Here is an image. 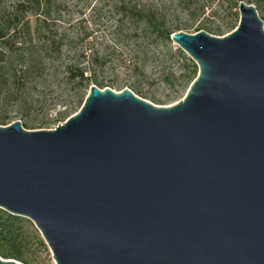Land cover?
I'll return each instance as SVG.
<instances>
[{
  "label": "water",
  "instance_id": "95a60500",
  "mask_svg": "<svg viewBox=\"0 0 264 264\" xmlns=\"http://www.w3.org/2000/svg\"><path fill=\"white\" fill-rule=\"evenodd\" d=\"M238 12L171 34L198 67L171 105L92 84L53 129L0 125V208L56 264H264V20Z\"/></svg>",
  "mask_w": 264,
  "mask_h": 264
},
{
  "label": "trees",
  "instance_id": "16d2710c",
  "mask_svg": "<svg viewBox=\"0 0 264 264\" xmlns=\"http://www.w3.org/2000/svg\"><path fill=\"white\" fill-rule=\"evenodd\" d=\"M240 1L253 4L256 10L264 9V0H178V6L189 10L188 15L191 17L207 16L208 19L219 18L218 12L222 9L226 19L221 24L199 25L194 29L195 32L205 30L210 34L222 35L225 29L237 26V8ZM153 2L118 0L113 5L115 14L119 15L118 23L111 39L105 44L106 48H89L90 51L87 52L86 47L79 46V43L87 38L88 34L79 37L77 31H71L72 34L58 33V27L64 25L62 12L65 8L58 0H13L12 10L0 13V62L8 63L7 66H0V91L6 87L10 94L14 89L23 90L28 84L35 87L41 82L47 84L51 77L58 79L60 76L62 82L67 83L72 91L65 111L58 113V116L62 117L69 110L80 108L90 85L94 84L99 88L112 87L111 84L114 83L100 79L97 70L104 68L110 61L111 53L108 49L111 46L112 50L113 47L120 49L117 44L125 39L132 41L131 52L136 53L133 62L127 61L125 65L138 75L145 76L144 69L138 63L142 55L141 59L145 58V42L162 43L172 47L170 36L174 31L181 29L177 25H167L161 4L165 0ZM32 16L37 22L33 30L35 37L31 36L29 25V18ZM124 20L128 24L127 35H123ZM50 26L54 29H49ZM174 54L181 56L185 61L183 82L175 90V93H178L188 88L197 75L198 67L179 48L174 50ZM128 87L139 94L137 88ZM5 120V116L0 117V124H6ZM19 221V216L0 208V230L17 232L19 225L16 223ZM39 242L43 245L41 240ZM0 256L9 258L2 252Z\"/></svg>",
  "mask_w": 264,
  "mask_h": 264
},
{
  "label": "rangeland",
  "instance_id": "374dc122",
  "mask_svg": "<svg viewBox=\"0 0 264 264\" xmlns=\"http://www.w3.org/2000/svg\"><path fill=\"white\" fill-rule=\"evenodd\" d=\"M58 1L65 7L62 12L64 25L58 27V33L72 34L71 31H77L79 37L86 33L88 37H85L79 46L86 47L87 52L93 49H105L107 46L105 44L111 39L112 32L118 23L119 15L115 14L113 10V5L118 0ZM146 1L152 3L155 0H145V3ZM12 3L13 0H0V13L12 10ZM161 4L167 25L172 27L177 25L181 28L179 30L189 33H194L196 26L221 24L226 19L222 9L218 12L219 18L209 17L210 20L207 16L191 17L190 14L188 15L189 10L178 6V0H165ZM237 13L239 20L238 8ZM257 13L260 18H264V9H258ZM125 20L123 21V35L128 34V24ZM36 23L35 17L29 18L32 37H35L33 30ZM234 28L225 29L222 35L229 33ZM49 29H54V27L50 26ZM123 41L117 44L120 49L116 50V47H113L112 50V46L108 49L111 59L104 68L97 70L100 79L109 81V83L113 82L114 84H111L110 88L116 91L125 87L129 88L128 86L135 87L139 90L140 95L129 89L137 96L145 97L144 99L160 106L171 105L183 98L187 89L175 93V90L183 82L182 75L185 71L184 59L174 54V50L179 48L176 44L172 43L171 47L162 43L148 44L145 42V58L141 59L142 55L138 61L145 71V76H142L125 65L127 61L133 62L136 53L131 52L132 41H128V39ZM89 48L90 50H88ZM186 56L189 57L187 54ZM123 60L125 61L123 62ZM7 64L6 61L0 62V66H7ZM5 88L0 91V117H6V124L20 120L21 125L27 130L53 129L79 109L69 110L64 116H58L59 112L65 111L72 93L69 85L62 82L60 76L58 79L51 77L47 84L41 82L35 87L28 84L23 90L14 89L10 94ZM19 217L21 221L16 223L19 225L17 232L0 230V252L12 259L20 257L18 261L21 260L20 262L23 261L24 264H56L50 249L32 221L26 217ZM39 240L43 242V245Z\"/></svg>",
  "mask_w": 264,
  "mask_h": 264
}]
</instances>
